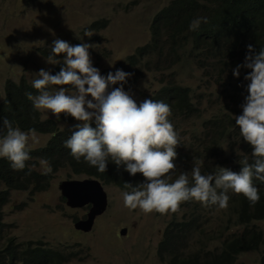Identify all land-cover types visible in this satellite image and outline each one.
Instances as JSON below:
<instances>
[{"label":"clouds","instance_id":"clouds-1","mask_svg":"<svg viewBox=\"0 0 264 264\" xmlns=\"http://www.w3.org/2000/svg\"><path fill=\"white\" fill-rule=\"evenodd\" d=\"M201 21L207 23V18L194 19L184 33L186 40L193 36L194 42L185 43V40L180 46L170 42L160 30L152 33L150 24V43L129 58V66H112L113 72L106 71L107 76L93 66L89 53L92 45L73 46L56 39L43 55L46 52L64 55L55 60L44 56L49 62L47 71L40 69L38 78L32 83L28 80L39 93L26 92V97L39 111L41 120L48 119L42 118L41 110H50L60 130L72 128L70 138L64 141L70 160H62L59 167L68 166L77 176L98 180L105 191L109 185L92 176L88 169L94 166L101 173L108 168L114 170L125 182L124 188L117 183L110 185L123 190L124 205L130 210L138 208L145 214L165 215L177 212L181 206L182 216H175L170 224H165L160 242L167 232L180 236L178 240L186 241L185 245H191L192 235L201 240L212 235L215 240L223 232L225 239L222 244H216L220 248L225 244L230 246L244 229L264 234L256 224L264 218L252 215L251 221L242 222L246 209L241 206L264 204V48L246 44L239 61L238 47L234 58L238 62L232 65L234 59L226 56L224 70L217 71V60L206 53L207 40L195 41ZM105 24L103 20L94 22L91 29L96 25L102 29ZM85 35L90 36L87 31ZM154 39L159 41L157 47L152 44ZM188 44L192 45L190 53L186 52ZM146 47H149L147 54L163 58L152 69L159 73L160 79L157 85L146 87L156 93L142 91L134 99L125 90L133 91V86L140 82L144 74L137 68L147 54L138 58L133 72L129 71L131 59ZM175 70L189 71L190 76L181 79ZM193 72H199V76ZM204 102L210 103V109L205 112ZM227 122H231L229 130ZM2 124L6 133L0 135V158H6L13 170L22 171L31 158L28 145L35 130L14 126L7 118ZM197 129L209 139L204 149L200 148L203 138ZM181 130L194 136L192 143L200 159L187 171L182 166L185 158L180 145ZM35 132L54 135L52 131ZM37 167L36 164L35 170L40 173ZM51 171L49 165L42 173L48 177L45 186L30 183L23 191L45 190ZM8 192L9 202L3 209L12 197L13 191ZM230 195L238 196L241 205L235 204ZM62 197L67 203L63 194ZM86 208L89 212V206ZM87 219L88 214L83 221ZM184 219L188 221L184 228L173 223ZM215 229H219L218 233ZM239 248L245 249L244 242ZM248 252L255 251L240 253L236 260Z\"/></svg>","mask_w":264,"mask_h":264},{"label":"rangeland","instance_id":"rangeland-1","mask_svg":"<svg viewBox=\"0 0 264 264\" xmlns=\"http://www.w3.org/2000/svg\"><path fill=\"white\" fill-rule=\"evenodd\" d=\"M173 1L175 0H0V94L3 93L6 81L26 78L32 83L33 79L38 78L40 69L47 71L49 62L43 52L51 48L56 39H63L73 46L81 43L92 45L89 48L90 57L101 75L106 71L113 72L112 66H129V58L151 41L150 24L153 17ZM102 20L106 24L100 31L91 29L94 22ZM86 31L90 36L85 35ZM193 40L194 37L189 36L185 43L194 42ZM191 49L192 45L188 44L186 52L190 53ZM246 49L247 45L239 46L238 52ZM162 59L147 54L140 60L137 69L144 75L133 86V91H125H129L134 99L142 91L156 93L146 90V87L150 84L157 85L160 76L152 69L153 64ZM174 73L181 79H188L190 76L189 71L175 70ZM193 73L199 76V72ZM164 78L168 79V76L165 75ZM203 105L204 112L210 109L209 102H204ZM41 112L44 119H56L50 110ZM62 125L65 126L66 123ZM181 133L180 145L185 158L182 166L187 171L200 159L192 143L194 136L182 130ZM197 133L203 138L200 148L204 149L209 144V139L199 129ZM50 140L51 133L34 131V139H30L28 148L37 150L45 147ZM33 162L37 164L40 174L50 165L38 158ZM50 166L52 171L48 174L49 184L45 190L34 193L29 190L12 192L10 203L4 209L8 228L2 246L7 245L9 239L15 238L17 244L43 246L64 251L67 255L74 253L76 258L65 264L160 263L156 254L160 245V232L175 216H182L181 206L177 212L165 215L156 212L145 214L138 208L130 210L124 205L123 190L116 185H109L105 186L109 197L108 210L96 218L92 231H80L76 228V223L85 219L88 208L68 207L59 185L63 181L82 180L85 177L77 176L68 166L57 170ZM256 224L264 231V220ZM235 227L243 228L239 224H235ZM124 228L127 232L122 234ZM218 231L219 229H215L216 233ZM208 233L211 234L209 231ZM225 237V233L219 232L216 244H222ZM202 241L198 236L192 235L191 246L194 247L190 251L200 250ZM214 247L215 244L210 246L211 249ZM263 258L264 246L259 251L240 255L234 264H263Z\"/></svg>","mask_w":264,"mask_h":264},{"label":"trees","instance_id":"trees-1","mask_svg":"<svg viewBox=\"0 0 264 264\" xmlns=\"http://www.w3.org/2000/svg\"><path fill=\"white\" fill-rule=\"evenodd\" d=\"M200 17L207 18V23L201 21V26L195 32V41L203 43L207 40L206 53L217 60V71L224 70V57L235 58L236 49L240 45L252 44L258 49L264 48V0H175L155 15L151 23V32L155 33L160 30L170 42L180 46L186 40L184 33L190 28L191 22ZM99 29H101L99 25L94 27V30ZM152 44L157 47L159 41L154 39ZM148 48L140 49L138 56L131 59L129 71H135L133 67L138 58H143ZM241 54L239 53V56ZM63 55L60 54V56ZM44 56L47 58L51 56L52 60L60 57L50 55L48 52ZM237 62L238 60L234 59L232 65ZM32 88L26 78L18 81L10 80L6 81L4 94H0V135L6 133L2 124L4 118L22 129L54 132L45 147L29 150L31 158L26 162V167L22 171L13 170L6 158H0V264H65L76 258V255L74 253L67 255L43 246L17 244L15 238L9 239L7 245L2 246V240L8 228L3 212V207L9 202L8 191L26 190L30 183L37 182L40 187L47 184V175L35 170L34 159L38 158L48 162L55 170L63 163L62 160H70V153L64 141L70 138L72 128L62 131L53 119L41 120L39 111L35 110L26 97V92H31L33 95L39 93L38 90ZM230 123L227 122V128ZM88 170L92 176L103 183L107 185L117 183L124 188L125 182L114 170L109 171L108 168L107 171L101 173L94 166ZM207 170H209L208 167ZM229 197L236 202L235 204L241 202L238 196L230 195ZM241 206L246 209L242 222L251 221L252 215L259 216V219L264 218L263 203L250 206V208L247 205ZM173 223L184 228L188 221L184 219ZM178 239L180 236H173V233L165 234L156 250L160 261L158 264H234L240 253L256 252L264 245L263 232L248 229H244L242 235L234 239L230 246L225 244L220 248L216 245L214 236L211 235L202 241L199 246L200 250L195 252L190 251L193 245H185L186 241ZM242 242L245 245L244 250L239 248ZM212 244H215L214 249L210 248Z\"/></svg>","mask_w":264,"mask_h":264},{"label":"water","instance_id":"water-1","mask_svg":"<svg viewBox=\"0 0 264 264\" xmlns=\"http://www.w3.org/2000/svg\"><path fill=\"white\" fill-rule=\"evenodd\" d=\"M67 206L80 209L89 206L88 219L76 223V228L90 232L97 217L103 215L109 206L108 194L98 180L85 179L76 182H63L60 185ZM127 229L121 231L125 234Z\"/></svg>","mask_w":264,"mask_h":264},{"label":"bare ground","instance_id":"bare-ground-1","mask_svg":"<svg viewBox=\"0 0 264 264\" xmlns=\"http://www.w3.org/2000/svg\"><path fill=\"white\" fill-rule=\"evenodd\" d=\"M188 134H189V133H188ZM188 134H187V135H188ZM182 144H183V143H182ZM179 227H180V226H179ZM167 233H168V232H167ZM170 240H171V239H170ZM170 242H171V241H170ZM164 244H165V242H164ZM163 247H164V245H163ZM167 249H168V248H167ZM168 251H169V250H168ZM63 253H64V251H63Z\"/></svg>","mask_w":264,"mask_h":264}]
</instances>
